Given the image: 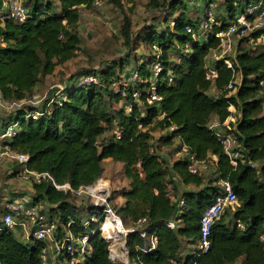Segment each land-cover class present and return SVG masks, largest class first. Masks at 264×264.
<instances>
[{
	"label": "trees",
	"instance_id": "16d2710c",
	"mask_svg": "<svg viewBox=\"0 0 264 264\" xmlns=\"http://www.w3.org/2000/svg\"><path fill=\"white\" fill-rule=\"evenodd\" d=\"M92 1L24 0L29 16L21 22L8 20L0 24V93L4 99L35 98L36 83L55 74L75 55L83 39L78 32L81 10L89 8ZM105 1L117 7L122 1L132 2ZM252 1L258 0H224L226 14L218 17L219 24L212 32L197 40L185 30L186 25L196 27L197 22H193L182 0H149V7L164 12L165 22L160 30L154 25L145 30L143 38L151 49L157 46L153 49L157 53L136 63L134 70L140 78L126 86V96L109 88L121 77L125 66L124 61L114 62L91 72L99 78L98 83L78 84L73 74L63 82L64 91L53 101L23 104L14 115L3 119L2 124L13 115L19 123L9 142L11 148L28 154L30 170L50 175L32 182V202L46 204L48 214L58 222L57 237L63 236L62 227L69 219L74 223L66 227L68 231L75 236L89 235L87 254L79 264H124L110 259L107 240L98 229L93 231V221L100 223L103 219L100 208L92 203L88 211L95 209L94 220L84 225L76 206L69 201L71 191L55 185L68 183L77 189L94 183L103 172L102 161L106 158L121 162L123 174L129 179L128 187L121 191L124 202L117 213L128 223L146 217V229L157 236L152 250H147L148 241L138 232L127 237L132 264H165L170 258L181 257L178 252L182 244L196 245L200 216L220 192V179L231 183L237 201L212 224L209 250L197 258V264H233L240 257L243 264H264V100L263 85L259 83L264 77V45L257 48L255 43L246 42L248 38L240 37L234 55L209 58L219 45L215 33L226 28L229 16ZM212 3L207 1L205 7ZM174 11L177 17L171 24L166 20ZM120 32L126 42L130 40L127 16ZM260 32L252 33V42ZM169 53L177 56L171 59ZM157 59L163 65L155 89L161 99L148 102L147 90L154 75L151 68ZM209 64L216 70L214 79L206 78ZM232 75V88H226ZM212 87L217 94L209 93ZM133 92H138L137 99ZM126 102H132L129 111L124 107ZM230 106L234 107L235 118L226 130L236 137L244 156L258 163L255 167L240 161L233 166L208 127L214 115L220 122L231 116ZM35 111L41 114L31 117ZM107 123L120 130V137L111 134L99 143ZM164 128L169 132L157 138L164 144L178 139L179 147L186 145L198 159L208 160L215 155L216 175L205 181L203 172H190L182 158L169 165L154 141V132ZM175 177L190 187L180 193ZM171 195L184 197L181 211H177ZM172 219L177 221L174 229L167 225ZM17 230L20 228H0V264H46L42 250L48 243L31 236L20 239Z\"/></svg>",
	"mask_w": 264,
	"mask_h": 264
},
{
	"label": "built area",
	"instance_id": "2783aa9c",
	"mask_svg": "<svg viewBox=\"0 0 264 264\" xmlns=\"http://www.w3.org/2000/svg\"><path fill=\"white\" fill-rule=\"evenodd\" d=\"M105 0H93L89 8H100L103 6ZM29 16V10L24 4V0H0V24H4L5 21L11 20L15 22L24 21ZM219 24V20L215 15L213 8H208L203 16L196 23V27L186 25L185 30L191 33L193 38L200 37L202 34L205 38L210 32L213 31L214 26ZM255 31H261L258 34V38L264 37V0H258L257 2H247L243 5V8L237 11L234 15L229 16L228 24L224 30L217 31L216 37L219 39L218 49L211 53L213 60L221 59L232 53V36L246 37L249 41H252V33ZM153 49H157L156 45H153ZM227 66H231L228 58L224 59ZM162 62L158 59L152 64V71L154 80H150V86L147 90V101L159 100L161 96L155 93L156 89V77L162 71ZM124 76V75H123ZM121 76L119 79L112 81L109 84V88L120 93L121 96H126V86L137 81L140 76L137 70H133L128 77ZM216 76V70L210 64L206 68V78L214 79ZM171 81V76L168 77ZM232 79L227 84L226 88H232ZM99 78L92 73L81 76L77 79L78 84H90L98 83ZM264 85V77L259 82ZM65 83H58L54 85L53 92L55 94L62 93L64 91ZM65 97V96H63ZM133 97L138 98V92H133ZM38 104L36 99L27 100H13L8 101L4 99L0 93V108L6 109L9 115L16 112L17 108L22 107L23 104ZM125 109L129 111L132 108V102L124 105ZM41 112H31V117H37ZM8 115V116H9ZM11 116L4 124L0 126V161L4 159L14 160L20 165L19 174L22 178L30 181H40L42 177L50 175L47 172H37L30 170L27 167L29 159L28 154L14 151L9 142L15 136L19 123L14 116ZM230 116L224 121L220 122L218 118H212L208 123V127L217 136L219 142L222 145L224 154L228 157L230 163L235 166L239 161L245 162L250 166H257L258 163L253 162L244 156L240 143L236 137L228 132V123ZM112 134L116 137H120V130L115 127L112 130ZM154 150V147H150V151ZM177 158L185 159L190 172L199 174L204 172L208 168L207 159H198L194 153L190 152L186 145H181L176 151ZM216 159L215 155H212ZM57 188L69 189L73 194L87 195L92 199L93 205L100 208L103 214V219L99 223L98 231L108 242L109 257L113 261L124 262V259L128 257V248L126 246L127 237L138 232L140 236L144 237L148 241V249L152 250L157 245V236L155 233L146 229V217H140L136 220L130 221L129 224H125L117 213L111 201L109 199V191L106 188L104 179L99 178L94 183L89 185H83L77 189L70 187L68 183L57 185ZM220 186V192L215 195L212 202L206 206L199 219V233L195 249L189 257L170 258L165 264H197V258L206 253L210 247V234L211 227L215 220L225 212L226 208L233 206L236 203L237 197L235 191L228 180L220 179L218 181ZM172 200L176 202L178 212L184 206V197L172 196ZM1 227H18L26 229V225H30V233L26 236H30L41 241H46L52 245L53 251L60 255V258L54 261V264H79L84 261V258L88 251V239L89 235H74L72 232L66 229L67 226L74 223L73 219H69L65 226L62 227L65 233L61 238L57 237L58 222L54 216H50L47 210L44 209V205L41 203H33L24 201L21 198L4 201L0 207ZM82 219V218H81ZM94 215L89 214L87 222L82 219V223L86 225L88 221L93 220ZM167 225L174 229L177 226V221L172 219ZM264 239V234L262 235ZM48 247L42 250V258L45 261L48 255Z\"/></svg>",
	"mask_w": 264,
	"mask_h": 264
},
{
	"label": "rangeland",
	"instance_id": "374dc122",
	"mask_svg": "<svg viewBox=\"0 0 264 264\" xmlns=\"http://www.w3.org/2000/svg\"><path fill=\"white\" fill-rule=\"evenodd\" d=\"M148 1L149 0H132V2L122 1L121 7H117L112 3L105 1L103 6L100 8L82 9L81 20L78 27V32L83 38L81 46L76 50V53L72 58L58 67V70H56L54 75L45 77L37 84V88L33 90L35 98L31 99H36L37 103L40 104H45L47 100L53 101L59 94H55L53 92L55 84L66 82L73 74L80 78L83 73L98 71L107 64L111 65L114 62L119 63L120 61H124L125 66L121 76H123L124 73L126 74L123 77H128L129 73L131 75L130 71L135 69L136 63L145 61L150 57V55L157 53L155 50L151 49L150 44L143 38L145 30L151 25H154L152 27H155L156 30H160L163 28V24L165 22V19L163 18L164 12H162V10L149 7ZM182 1L187 6L188 13L195 23L199 21V19L203 16V13L210 7L213 8L217 18H221L224 14H226L224 0H213L214 3H212L209 7H205V3L209 0ZM169 15V19L166 21L172 24L171 20H174L177 17V11H174ZM124 16H127L130 21V40L127 42L120 32ZM196 39H203L202 34H200V37ZM238 40V37L232 36L233 51L229 55L232 56L235 54ZM246 42L255 43L256 47L259 48L261 45H264V37L258 38L253 42ZM189 45L190 44H186L185 47H188ZM169 55L171 59L177 56L175 53H169ZM211 57H209L210 60ZM150 80H154V77L152 76ZM210 92L212 94L214 93V95L217 94L213 87ZM261 97L264 100V85ZM114 106L118 107L119 104L116 103ZM230 107L229 110H231L233 114L230 116L231 119H229V122L233 121L235 118V110ZM111 127V124H106V130L98 138L99 143L105 142L112 134V130L115 127L113 126L112 129ZM166 133V129H161L154 133V137L160 138L161 135H166ZM156 139L154 141L157 145L158 152L170 165L178 157L176 151L179 148V144L175 141L172 144H164V142L161 141L162 139ZM214 160L215 159L212 156L208 157V168L202 173L205 181L216 175ZM17 165L14 164L12 167L0 168V176L2 179L4 180L7 176L16 177L18 170L21 168L19 164ZM102 165L103 172L99 178L104 179L106 188L109 191L111 205L118 210L124 202L121 191L123 188L128 187L129 179L123 174L121 162L109 158L104 159L102 161ZM22 179L28 181L27 179ZM14 183L18 182L15 181ZM69 201L76 206L81 218L85 220V222H87L89 214L94 215L93 211H95V209L88 211L93 202L87 195H77L71 192ZM233 205L235 206V204ZM44 209L49 211L47 206H44ZM94 223L95 221H93V231L99 228V222ZM124 223L129 224L128 221H124ZM25 228V230L23 228L20 229V237L24 240L27 239L26 235L30 233L31 226L28 224ZM123 263L132 264V262L129 261V257L124 259ZM233 264H243V258H238Z\"/></svg>",
	"mask_w": 264,
	"mask_h": 264
},
{
	"label": "crops",
	"instance_id": "0c3cea01",
	"mask_svg": "<svg viewBox=\"0 0 264 264\" xmlns=\"http://www.w3.org/2000/svg\"><path fill=\"white\" fill-rule=\"evenodd\" d=\"M83 9H85V8H83ZM78 27H79V24H78ZM51 75H54V74H51ZM51 75H47V76H51ZM39 82L36 83L33 90L37 88V84ZM210 90H209V93H211ZM230 108H234V107L232 106ZM8 115H9V113L7 112L6 109L0 108V126L2 124L3 119L8 118ZM213 117L216 118L215 115ZM165 129L167 130V133H168L169 129L164 128L162 130H165ZM159 130H161V129H159ZM156 131H158V130H156ZM174 141L180 145V141L178 139H175ZM106 159H109V158H106ZM14 162L15 161L14 160L12 161L11 159H4V160L0 161V168H8L10 166L12 167L14 164L17 165V163L16 162L14 163ZM15 181L18 183H14ZM175 181L178 184V188H179L180 193L185 188L190 187V186H185L182 183H180V181L177 177H175ZM32 193H33L32 182L29 180L28 181L23 180L19 174V170H18V173L16 174V177L15 176H7L3 180L2 177L0 176V200H1L0 203L1 204L4 201L16 199V198H21L27 202H32L31 201L32 200ZM20 234H21V230H17L16 235L20 237ZM20 239H22V238L20 237ZM194 249H195V244H182V246L178 252V255L181 257H189L192 254V252L194 251ZM48 250L49 251H48V255H47V258L45 260V263L46 264H54V261L59 259L60 255L53 251L51 244H48Z\"/></svg>",
	"mask_w": 264,
	"mask_h": 264
}]
</instances>
